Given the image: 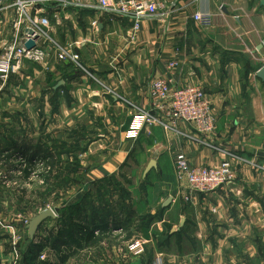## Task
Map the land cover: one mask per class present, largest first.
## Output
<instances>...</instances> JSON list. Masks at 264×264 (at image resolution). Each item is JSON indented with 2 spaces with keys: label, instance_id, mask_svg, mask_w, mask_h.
<instances>
[{
  "label": "rangeland",
  "instance_id": "rangeland-1",
  "mask_svg": "<svg viewBox=\"0 0 264 264\" xmlns=\"http://www.w3.org/2000/svg\"><path fill=\"white\" fill-rule=\"evenodd\" d=\"M258 2L251 0L257 13L261 11ZM111 19L116 21L117 17L111 16ZM61 24L63 28L57 26L61 35L76 34L74 38L79 45L72 47V54L91 73L92 67L124 65L134 54V46L139 44L133 35L118 36L117 22L102 35L97 31L98 39L94 33L86 36L90 32L84 21L62 17ZM158 29L165 37L164 27L159 25ZM189 30L200 34L194 26ZM57 40L63 42L61 38ZM255 54V57L238 54L234 60L238 67L239 92L260 93L264 89V83L255 76L264 59ZM60 63L62 80L85 77L90 89L81 87L80 83L63 85L64 93L57 99L52 90L53 74L47 73L51 90L46 99L36 101L22 96L21 86L10 88L0 97V264H131L132 259L140 256L141 261L148 263L155 253L168 256L198 252L200 244L193 239L194 214L189 209L194 207L177 194L168 153L151 157L146 148H141L149 143L139 140L138 148L133 149L118 172L89 187L90 143L104 135L112 138L111 135L122 133L125 136L124 122L131 120V112L123 103L117 108L114 104L118 101L105 96L103 92L107 89L102 78L92 79L70 62ZM249 75H252L251 83ZM18 79L13 78L14 85L19 83ZM72 88H79L76 99L69 94ZM116 96L119 95L114 96L118 100ZM107 129L113 133H106ZM149 159L156 161V168L151 170L150 177L149 174L143 177ZM160 166L161 176L158 175ZM245 166L238 168L237 174ZM253 186L256 185L250 187ZM169 197L171 202L161 211V205ZM197 198L200 197H196V207L200 204ZM207 199L208 204L212 202ZM238 206L232 200L227 210L233 209L234 221H246V229L238 237H231V244L225 243L222 254L230 260L226 263L264 264V208L261 206L254 212L252 208ZM47 209L56 218L47 219L31 240L28 223L34 215ZM184 218L189 225L185 231L189 239L166 240L169 231L177 229ZM93 223L101 225V229L92 232ZM133 241L143 245V253L138 257L128 252ZM113 250L119 251V257L112 255Z\"/></svg>",
  "mask_w": 264,
  "mask_h": 264
},
{
  "label": "crops",
  "instance_id": "crops-1",
  "mask_svg": "<svg viewBox=\"0 0 264 264\" xmlns=\"http://www.w3.org/2000/svg\"><path fill=\"white\" fill-rule=\"evenodd\" d=\"M160 2L165 17L140 22L139 32L134 36L135 41H138L139 44L134 46L132 50L134 54L131 55L130 61L124 65L123 63H112L110 68L92 67L93 72H89L94 77L102 78L101 81L107 89L103 93L108 98L116 102L114 96L118 94L122 98L145 107L150 104L147 88L153 80L174 79L178 83L201 87L206 94L215 119V129L207 138L211 143L223 149L236 152L251 165L245 166L239 172L240 174L236 175L235 182L232 184L207 195H195V200L190 205L194 208L189 209L194 214L193 239H197L200 244L198 252L168 256H164L163 253H155L148 263L141 261L140 256L132 259L131 264H155L156 258L161 264H227L226 262L230 260H226L222 254L225 243L231 244L233 240L231 237H238V233L246 229V221L233 220V209L227 210L229 202L235 200L236 204H239L238 208H252L254 212H258L257 208H261V206L264 208V89L260 93H248L247 90L239 92L237 88V86L240 87L238 85V67L234 61L238 54L246 55L248 53L255 57V52L261 56V59H264V45H262L264 40V0L258 2L261 8L258 13L251 0H160ZM40 10L45 12L52 22L54 20V24L52 23L54 36L59 40L63 39L61 43L69 46L71 50L79 42L74 38L75 33L74 36L65 32L64 35H61L57 31V26H64L61 24L62 17L86 22L89 26L87 30L90 33L86 32L85 34L89 37L91 33H94V37L98 32L102 35L114 22H117L116 30H118L115 33L118 36L123 35L122 37L126 38V36L132 35L129 28L131 25L133 26L134 22L129 17L103 15L100 12L77 14L72 10L48 6H44ZM217 10H220V13ZM195 12L211 15V26L200 28L195 24L191 20V16ZM111 16L117 17L116 21H113ZM16 20L13 0H0V56L9 47L18 43L20 33L15 28ZM92 22H96L99 30L92 27ZM159 25L164 27L165 37L160 34ZM191 26L196 27L200 34H193L192 30H189ZM125 30H128V34ZM260 46L261 49L258 50ZM60 64L53 55H49L43 63L22 66L19 72L12 75L3 86L0 97L7 91L9 92L10 88L21 86L22 96L26 95L30 97L29 99L36 101L46 99L51 90L48 88L49 77L45 76L47 73L53 74L55 87L52 90L57 99H60L64 93L63 85L73 86L80 83L81 87L90 89L86 84L85 77H79L80 81L71 77L62 80ZM170 64H174V67L171 68ZM188 74H193V79ZM13 78H19L17 85H14ZM249 78L251 79L252 75H249L248 80H250ZM252 80L256 82L254 78ZM59 82H63V84L57 88ZM33 86L35 88H32ZM69 90V94H73L76 99L80 93L79 88ZM114 105L118 108L120 102H116ZM129 124L130 119L128 122H124V130ZM108 125L112 127L110 124H107V127ZM183 131L192 132L189 127H184ZM105 132L113 133L108 129ZM191 135L199 138L195 133ZM111 137L100 136V139L93 140L88 147L87 152L92 160L90 163L92 165L87 171L91 183L89 187L118 172L127 162L133 149L138 148L139 140L149 143L147 147L142 146L141 148H146V152L150 153L151 157L155 158L156 153H168L171 168L175 154L180 151L187 154L193 165L217 167L223 158L220 153L204 148L194 141L178 138L174 134L164 132L161 128L154 126H145L140 138L136 141L126 139L122 133L111 135ZM150 160L153 159H149L147 164ZM257 167H260L261 170L254 171L253 169ZM161 174L160 166L158 175L161 176ZM252 185L256 186L250 187ZM197 196L200 197L197 198L200 201V208L195 206ZM208 197L212 201L209 204L207 203L209 202ZM229 208L235 207L230 206ZM162 209L165 211V208ZM261 211L263 212V209ZM185 220L186 218H184V222ZM188 227L187 222L182 229L179 227L175 229V232L181 231L183 234L182 240L189 237L185 232ZM118 252L113 250L112 255L119 257Z\"/></svg>",
  "mask_w": 264,
  "mask_h": 264
},
{
  "label": "built area",
  "instance_id": "built-area-1",
  "mask_svg": "<svg viewBox=\"0 0 264 264\" xmlns=\"http://www.w3.org/2000/svg\"><path fill=\"white\" fill-rule=\"evenodd\" d=\"M44 6L68 9L77 14L100 12L103 15L129 17L134 22L131 29L133 36L139 32L141 21L165 17L160 0H13L17 16L15 28L20 37L17 44L0 56V91L22 66L43 63L49 55H53L56 61L70 62L79 67L85 76L94 79L93 74L80 64L78 56L72 54L71 48L54 37L51 19L40 10ZM191 20L200 28H208L212 24V16L201 12L193 13ZM92 27L98 29L96 22H92ZM26 30H30L32 36L26 37ZM29 41H33L34 46L28 50L25 45ZM170 67L173 68L174 64H170ZM188 76L193 79V74ZM147 92L150 104L146 107L116 96V101L131 110L130 124L124 136L126 139L136 141L148 125L223 155L217 167H210L191 164L183 151L175 154L172 160L173 178L182 201L193 204L195 195H207L232 184L238 168L251 165L236 152L223 149L207 138L215 129V119L201 87L178 83L174 79H156L149 83ZM184 127L191 128L192 132L183 131ZM257 169L261 170L260 167ZM128 252L138 257L143 253L142 243L133 241L128 246ZM155 264H161L158 258Z\"/></svg>",
  "mask_w": 264,
  "mask_h": 264
},
{
  "label": "water",
  "instance_id": "water-1",
  "mask_svg": "<svg viewBox=\"0 0 264 264\" xmlns=\"http://www.w3.org/2000/svg\"><path fill=\"white\" fill-rule=\"evenodd\" d=\"M225 11V10H224ZM25 36L26 37H30L32 36V32L30 30H26L25 31ZM36 39V38H35ZM34 39V40H35ZM262 45H264V40L262 42ZM34 46L33 41H29L28 43H26L25 47L26 49H31ZM261 49V46L258 47V50ZM255 76L257 79H259L261 82L264 83V66L260 67L256 73ZM63 84V82H59L57 87L59 85ZM156 166V162L154 160H150L149 163L147 164L144 172H143V177H146V175ZM171 202V197L167 198L163 204L161 205L162 208H165L169 203ZM54 219L56 218V215L54 214V212L50 209H47L45 211H43L42 213L38 214V215H34L32 220L28 223L27 225V231H28V236L31 240L34 239L35 234L38 230V228L47 220V219ZM184 225V219L180 220L179 223V229ZM175 232V230L173 229L171 231V233Z\"/></svg>",
  "mask_w": 264,
  "mask_h": 264
},
{
  "label": "trees",
  "instance_id": "trees-1",
  "mask_svg": "<svg viewBox=\"0 0 264 264\" xmlns=\"http://www.w3.org/2000/svg\"><path fill=\"white\" fill-rule=\"evenodd\" d=\"M27 152V151H26ZM30 152V151H29ZM37 153H39V152H37ZM23 155L25 156L26 155V153H23ZM24 156H21V158H23ZM24 159V158H23ZM161 211H164V209H161ZM188 221H187V219L185 220V222H184V225L187 223ZM101 229V225H98L97 223L95 224V223H93V225H92V227H91V231L93 232V230H95V231H98V230H100ZM169 231V230H168ZM182 233H181V231H178V232H173V233H168L167 234V236H166V240H168V239H171V238H173V237H176V238H182ZM189 239V237H187L186 238V240H188ZM182 240V239H181ZM58 241L59 240H57V243H58Z\"/></svg>",
  "mask_w": 264,
  "mask_h": 264
}]
</instances>
